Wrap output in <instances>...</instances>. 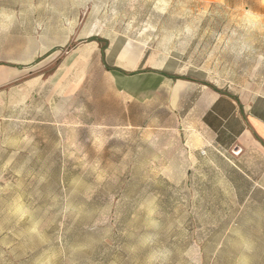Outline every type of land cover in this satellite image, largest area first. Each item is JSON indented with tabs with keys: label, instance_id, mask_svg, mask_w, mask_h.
<instances>
[{
	"label": "rangeland",
	"instance_id": "1",
	"mask_svg": "<svg viewBox=\"0 0 264 264\" xmlns=\"http://www.w3.org/2000/svg\"><path fill=\"white\" fill-rule=\"evenodd\" d=\"M206 90L264 94V0H0V264H264Z\"/></svg>",
	"mask_w": 264,
	"mask_h": 264
},
{
	"label": "crops",
	"instance_id": "2",
	"mask_svg": "<svg viewBox=\"0 0 264 264\" xmlns=\"http://www.w3.org/2000/svg\"><path fill=\"white\" fill-rule=\"evenodd\" d=\"M155 73L169 77L161 71ZM201 103L204 128L199 155L209 167L223 164L229 172H237L250 150L264 156V94L247 97L206 90Z\"/></svg>",
	"mask_w": 264,
	"mask_h": 264
},
{
	"label": "trees",
	"instance_id": "3",
	"mask_svg": "<svg viewBox=\"0 0 264 264\" xmlns=\"http://www.w3.org/2000/svg\"><path fill=\"white\" fill-rule=\"evenodd\" d=\"M163 73H164V72H163ZM164 74L169 76V74H167V73H164Z\"/></svg>",
	"mask_w": 264,
	"mask_h": 264
}]
</instances>
